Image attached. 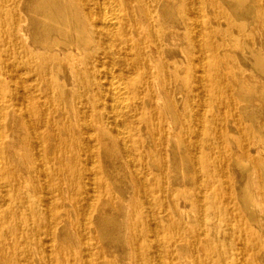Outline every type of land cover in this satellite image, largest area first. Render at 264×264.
<instances>
[{
  "label": "bare ground",
  "instance_id": "1",
  "mask_svg": "<svg viewBox=\"0 0 264 264\" xmlns=\"http://www.w3.org/2000/svg\"><path fill=\"white\" fill-rule=\"evenodd\" d=\"M0 264H264V0H0Z\"/></svg>",
  "mask_w": 264,
  "mask_h": 264
}]
</instances>
